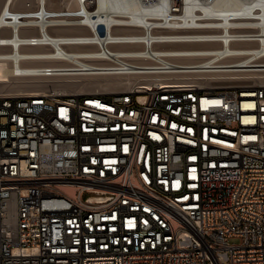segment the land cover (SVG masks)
Returning a JSON list of instances; mask_svg holds the SVG:
<instances>
[{
    "label": "built area",
    "instance_id": "1",
    "mask_svg": "<svg viewBox=\"0 0 264 264\" xmlns=\"http://www.w3.org/2000/svg\"><path fill=\"white\" fill-rule=\"evenodd\" d=\"M216 1L0 12L11 80L131 79L0 91V264H264V1Z\"/></svg>",
    "mask_w": 264,
    "mask_h": 264
},
{
    "label": "bare ground",
    "instance_id": "2",
    "mask_svg": "<svg viewBox=\"0 0 264 264\" xmlns=\"http://www.w3.org/2000/svg\"><path fill=\"white\" fill-rule=\"evenodd\" d=\"M14 1L15 0H0V12L6 8L9 2H14ZM71 1L72 0H68V1L66 0V2H71ZM257 1H264V0H257ZM28 2L37 4V9L38 10L40 9L41 15H42L44 11H47L50 7H52L50 6V3H53L54 0H30V1H27V3ZM96 2L100 7L106 10H109V11H114V10L127 11V10L138 9L136 0H96ZM27 3L26 2L24 3L23 5L24 8L25 6H27ZM237 5H239L238 0H217L215 3V6L221 7V8H230V7H234ZM22 16L26 17V15H22ZM26 19L32 23L34 22V25L38 24V21H36L37 20L36 18L29 17ZM51 20H54V19L52 18ZM1 23L2 21L0 20V25ZM13 29H17L16 25H13ZM13 43L14 45H16L15 41H13ZM204 45L206 44L205 43H186V44L181 45V47L182 48H187V47L193 48V47H203ZM19 51L20 50H18V52ZM23 52L25 54H28L31 58H35L36 60H27V61L20 62L18 64V67L28 69V68L36 67V66H44V67L48 66V67H52L53 70H59V69H64L68 65L66 62L51 59L50 51H48L44 47H28L26 48V50H23ZM17 55L18 54H16L12 48L11 49L2 48L0 50V91H3V90L7 91L10 89H15V90L29 89L33 91H41L42 89H45V88H51V89H55L59 91H68L65 88L67 85L73 84L74 86V84L79 81V79L68 78V77H48L50 79H55V81H53V83H50V84H45V85L42 84L40 85V87L36 89L27 88L24 86L22 87L21 86L22 84H20V86L19 85L13 86L10 84V81H11L10 74L13 71L14 62L18 60ZM225 62L232 63V64H229L232 66L246 65L245 63H243L244 58L242 57L230 59ZM178 63H190V62H187L186 60H181V61H178ZM90 65L92 66L94 65L93 68H99L98 66L102 65V63L99 61H90ZM251 65L264 66V64H251ZM231 69H243V68H233L232 67ZM254 69H257V68H254ZM260 70H264V67L260 68ZM90 73L91 74L89 76L100 75L98 78H104V80L102 82L100 81L96 83L95 86H84L81 88H86L90 90H95V89L100 90L103 88H107L109 85H116L117 83H122L123 80H126L127 82L131 81L129 77H119V76L117 77V76L107 75L97 70H94ZM114 77L119 78L117 79L118 80L117 82H116V79H114ZM250 78L254 80H258V79L261 80L262 78H264V74L255 73L254 75H251Z\"/></svg>",
    "mask_w": 264,
    "mask_h": 264
},
{
    "label": "rangeland",
    "instance_id": "3",
    "mask_svg": "<svg viewBox=\"0 0 264 264\" xmlns=\"http://www.w3.org/2000/svg\"><path fill=\"white\" fill-rule=\"evenodd\" d=\"M27 1H30V0H15L14 4H15V6L17 8H19V7H22L25 2L27 3ZM61 2H66V0H54L53 3H50V6H53V7L54 6H59V4ZM99 76L100 75H93V76H88L87 75L85 77L83 76V78L82 77L74 78V79H79V81L76 82L74 84V86H73V84H71V85H67L65 88L69 91V90H72V89L75 90V89H78V88H81V87H84V86H95L96 83H98L100 81L102 82L104 80V78H98ZM105 79H107V78H105ZM114 79H116V82H117L118 81L117 79H119V78H115L114 77ZM53 81H55V79H50L48 77H46V78H44V77H29V78H24V79L11 80L10 84L13 85V86H16V85L20 86V84H22L21 85L22 87L24 86V87H27V88L36 89V88L40 87V85H42V84H44V85L45 84H50V83H53Z\"/></svg>",
    "mask_w": 264,
    "mask_h": 264
}]
</instances>
